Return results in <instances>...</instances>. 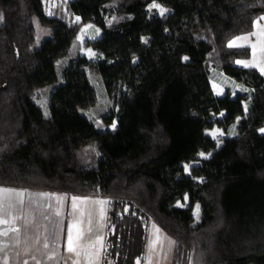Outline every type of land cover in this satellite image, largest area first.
<instances>
[{
    "label": "trees",
    "instance_id": "1",
    "mask_svg": "<svg viewBox=\"0 0 264 264\" xmlns=\"http://www.w3.org/2000/svg\"><path fill=\"white\" fill-rule=\"evenodd\" d=\"M69 8L79 21L46 14L43 0H0V186L106 198L104 261L113 264L142 257L149 218L173 239L169 264H264V74L235 63L247 45L227 43L253 28L264 0ZM36 21L50 28L37 47ZM84 22L100 28L90 41L99 57L76 52L59 64ZM210 63L251 89L246 112V94L214 93ZM53 76L44 113L36 91ZM93 76L114 99L104 116L114 128L83 111L97 99ZM235 120L219 144L206 133ZM184 193L188 203L176 205Z\"/></svg>",
    "mask_w": 264,
    "mask_h": 264
},
{
    "label": "rangeland",
    "instance_id": "2",
    "mask_svg": "<svg viewBox=\"0 0 264 264\" xmlns=\"http://www.w3.org/2000/svg\"><path fill=\"white\" fill-rule=\"evenodd\" d=\"M69 1L70 0H43L46 14L62 17L69 22L79 21V15L72 12L69 8ZM153 5H158L159 7H154ZM148 7L155 8L159 13H164L168 10L167 7H164L156 1L150 2ZM161 9H163V12ZM35 24L37 39L34 45L37 47L40 45L42 39L50 34V28L37 21ZM262 30H264V13L254 19L253 28L250 31L235 35L228 40L227 43L229 45L233 40H236L237 37L250 36V40L247 43L237 41L238 45H247L250 51L247 56L236 58V64L245 66V64L238 63V61L252 63L255 60L261 67H264V52L259 51V45L255 51L251 47L252 44H258V37L252 36L251 34L254 32L258 33ZM99 34L100 28L96 24L91 22L82 23L76 32L74 40L70 44L68 50L69 55H65L60 59L59 61L61 63L59 64H64L76 52L84 54L88 59L94 60L98 58L99 53L90 45V41ZM257 69L260 71L259 68ZM261 73L264 74V72ZM209 77L212 89L216 94H222L225 90L231 95L236 92L246 94V97L243 99V108L245 112L247 111L248 94L251 90L248 86L217 70L211 63L209 66ZM57 80H59V76H53L49 81L42 83L36 91V101L39 103L44 113L48 112L47 104L50 88L47 85ZM92 80L96 86L97 99L91 106L83 109V111L94 120L98 126L103 128H114L116 124L115 117L109 122L104 121V116L112 114V112L114 114L116 111L114 99L111 95H107L101 81L96 76H93ZM221 113L222 111L218 115H221ZM236 126L237 120L233 121L225 128L219 125H212L206 128V133L213 137L216 143L219 144L223 137L231 136L236 132ZM259 130L264 131V126L259 128ZM89 146L96 151L93 142H90ZM208 154L209 151H201L198 156L201 158ZM197 162L198 160L184 162V172L189 173L190 166ZM3 189L10 191H0V202L3 203V207L0 208V221H7V223L0 222V263L3 261L7 264H14L13 259L19 254L23 255V251L20 253L17 247L22 242V236H20V234L23 233L21 232V228L23 226L28 228L32 227L34 225L32 222L34 216H28L27 213L25 215L22 213V192H24V188L0 186V190ZM17 193H22V195H17ZM55 193L63 194V197L62 203H60L57 208L59 215L60 253L58 259L56 257L55 263L53 264H113L111 260L104 261L105 240L107 232L110 229L107 216L108 200L102 197L81 196L62 192ZM97 201H106V203L100 204L96 203ZM174 203L180 206L186 205L188 203L187 194L184 193L183 197L181 199H176ZM101 209H103V212H101ZM192 213L194 221L199 219L200 206L197 201L192 203ZM37 225L40 228V225ZM69 234L72 236L74 251L68 250ZM35 240L36 241L33 243L31 242V249L37 246V237ZM53 240L56 241L54 237L51 239L45 237L42 243L46 244V247H49L51 243H54ZM172 248V237L167 235L152 218H149L147 221L145 251L142 257L137 260L136 264H169ZM50 253L51 252H49L48 255ZM9 259H11V261H9Z\"/></svg>",
    "mask_w": 264,
    "mask_h": 264
},
{
    "label": "crops",
    "instance_id": "3",
    "mask_svg": "<svg viewBox=\"0 0 264 264\" xmlns=\"http://www.w3.org/2000/svg\"><path fill=\"white\" fill-rule=\"evenodd\" d=\"M22 193V213L34 216V220L32 221L34 225L29 228L25 226L21 228V232L23 233L20 234L22 242L17 247L20 253L23 251V255H17L13 259V262L14 264H53L56 257L58 259L60 253L59 215L57 208L62 203L63 194L35 189H25ZM37 224L40 225V228ZM36 237L37 246L31 249V244L36 241ZM45 237H49L50 239L54 237L56 241L53 240L54 243L46 247V244L42 243ZM49 252H51V255H48ZM0 264L7 263L1 261Z\"/></svg>",
    "mask_w": 264,
    "mask_h": 264
},
{
    "label": "snow or ice",
    "instance_id": "4",
    "mask_svg": "<svg viewBox=\"0 0 264 264\" xmlns=\"http://www.w3.org/2000/svg\"><path fill=\"white\" fill-rule=\"evenodd\" d=\"M154 7H159L158 5H153ZM161 11L163 12V9H161ZM79 19V18H77ZM252 36H257L258 37V44H252L251 47L253 48V50L255 51L257 49V46L259 45V51L264 52V30L256 33H252ZM250 40V36L246 35V36H242V37H237L236 40H233L230 44L229 47H233V46H243V45H238L237 41H243L245 43L249 42ZM238 63H243L245 64L246 67H256L259 68L261 72H264V67H261V65L259 63H256L255 60L252 63H248V62H244V61H238ZM203 155V154H201ZM3 192H8L10 190L7 189H3L0 190ZM17 195H22V193H17ZM96 203H100V204H104L106 203V201H97ZM3 207V203L0 202V208ZM101 212H103V209H101ZM2 223H7V221H0ZM75 227V226H74ZM6 234V233H5ZM68 250L69 251H74L75 249L72 246V236L71 234H69L68 237Z\"/></svg>",
    "mask_w": 264,
    "mask_h": 264
}]
</instances>
